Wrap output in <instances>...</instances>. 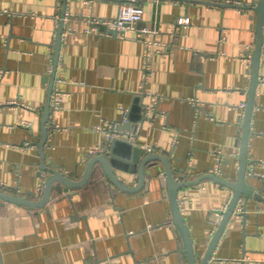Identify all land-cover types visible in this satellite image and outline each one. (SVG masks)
Returning <instances> with one entry per match:
<instances>
[{
    "label": "crops",
    "instance_id": "1",
    "mask_svg": "<svg viewBox=\"0 0 264 264\" xmlns=\"http://www.w3.org/2000/svg\"><path fill=\"white\" fill-rule=\"evenodd\" d=\"M258 2L65 0L53 82L62 104L58 111L50 106L42 159L51 45L64 0H0V190L32 201L41 198L54 170L81 179L92 157L88 150L105 145L97 127L116 123L128 124L117 138L170 158L176 180L210 173L235 182ZM121 3L140 11L138 27L157 31L149 37L157 45L148 56L132 31L126 39L106 36L105 26L95 22L115 18ZM183 20L187 24L178 26ZM262 28L246 147V177L258 191L249 195L244 215L241 197L208 264H264V201L252 198L258 193L264 199ZM123 166L114 173L134 188L137 165L133 172ZM147 171L143 187L133 194L113 187L96 169L79 191L59 190L54 183L43 208L0 200V264H187L163 168L156 162ZM232 194L207 179L178 191L179 210L200 258Z\"/></svg>",
    "mask_w": 264,
    "mask_h": 264
},
{
    "label": "water",
    "instance_id": "2",
    "mask_svg": "<svg viewBox=\"0 0 264 264\" xmlns=\"http://www.w3.org/2000/svg\"><path fill=\"white\" fill-rule=\"evenodd\" d=\"M124 0H120L122 2ZM193 1V0H189ZM210 4V3H207ZM62 10V21L60 22L59 28L56 31L57 35L52 42L51 47L54 50L53 61H52V72L49 76L48 80V89H47V99H46V107L44 109L42 115V124H41V142L39 143L40 154L42 155V159H44L43 154V146L47 141V127L46 123L48 121V116L50 113V95L53 91V82L55 79L56 69L58 58L60 54V46H61V37H62V29H63V14L65 11V0ZM254 11H256V22L255 28L257 32V37L255 41L256 48L253 52L251 63H252V77L251 84L248 90V103L245 107V120L242 125V137H241V145H240V153L238 156V173L237 179L235 182H230L222 177L216 176L214 174H204L197 178L196 180H187L183 181L181 179L176 180L175 175L173 174V169L170 166V158L168 159L165 155L155 153L153 151H145L143 148L138 147L135 143L129 142L126 139L115 138L111 142L107 144V151L101 153L100 155L92 156L85 165L84 173L81 179L75 181L68 176H64L60 172L54 170L49 174V176L45 179L42 185V194L39 200H30L23 196L12 195L0 190V200L17 204L20 206L27 207L29 209L35 208H43L49 202L50 193L53 189V184L57 183L58 186L56 188L65 189V190H74L79 191L82 187L87 184L95 173L96 169L101 171L104 176L107 177L111 185L125 193L133 194L138 191L144 185V180L146 177L147 169H151L156 162L160 163L163 171H164V186H166L167 190V199L168 203H170L171 214H172V223L175 226L179 237L182 242V250L181 253L184 254L187 264H208L209 260L213 255V251L217 246L218 241L222 237L223 230L225 226L228 224L231 215L234 213L236 207L239 204V200L243 197V212L242 215L245 214L247 208V199L249 195H251L252 191H258L254 185L248 182V178L246 177V170L248 167V158H247V140L250 132V119L252 117V109L254 103V92L256 89V85L258 83V69H259V56L262 47V32H263V24H264V0H259L258 4L254 7ZM145 119V117H144ZM125 124V125H124ZM119 124L116 128L117 133L120 129H124L128 124ZM43 164V163H42ZM128 164L129 172H133V168L137 165L138 169V179L137 184L134 188H130L122 183L121 180L117 178L114 173V168H123V165ZM41 170L45 171L46 167L42 165ZM205 179L212 181L215 184L225 186L233 191L230 203L225 211L221 212V221L218 225V228L212 235L213 237L209 241L206 246V250L202 258H200L199 254L196 252L193 240L190 237L188 227L186 226L185 220H183L179 205L177 203V193L180 189L186 188L187 186H195ZM34 194V193H32ZM255 200H262V197L256 193L252 196ZM130 253V251L128 252Z\"/></svg>",
    "mask_w": 264,
    "mask_h": 264
},
{
    "label": "built area",
    "instance_id": "3",
    "mask_svg": "<svg viewBox=\"0 0 264 264\" xmlns=\"http://www.w3.org/2000/svg\"><path fill=\"white\" fill-rule=\"evenodd\" d=\"M142 21V14L140 11L133 6L132 4H126L121 3L117 10V16L113 18L112 20H102V19H96L95 22L101 23L106 28V33L104 35L106 36H116L118 38L126 39L127 34L129 32H133L134 35L131 37L135 41H139L143 43L145 49H146V56L149 55L150 50L157 45L156 42L149 39L150 36L157 33L155 28L153 27H138V23ZM187 20H183L180 22H177V25H186ZM159 50V49H157ZM148 70V67L145 68V73ZM62 98L59 90L52 91L50 95V106L52 111H58L62 104ZM246 104L242 103L240 105V108H245ZM126 111L123 110V117L125 118ZM119 124H108L106 126H99L97 127V130L101 131L102 135H104L105 138V145L101 146L100 148H91L88 150V153L91 156L100 155L103 152L107 151V144L111 142L113 139L117 138V126ZM216 165H215V171L217 174H220V164L222 160V156L220 153H217L216 155ZM262 166H264V162H260ZM254 176L257 175V173H253Z\"/></svg>",
    "mask_w": 264,
    "mask_h": 264
}]
</instances>
